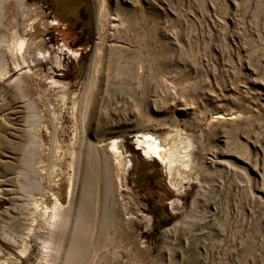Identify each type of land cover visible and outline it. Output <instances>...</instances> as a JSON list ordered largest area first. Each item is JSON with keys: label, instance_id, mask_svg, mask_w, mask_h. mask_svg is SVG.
I'll return each instance as SVG.
<instances>
[{"label": "rangeland", "instance_id": "374dc122", "mask_svg": "<svg viewBox=\"0 0 264 264\" xmlns=\"http://www.w3.org/2000/svg\"><path fill=\"white\" fill-rule=\"evenodd\" d=\"M0 264H264V0H0Z\"/></svg>", "mask_w": 264, "mask_h": 264}, {"label": "bare ground", "instance_id": "6f19581e", "mask_svg": "<svg viewBox=\"0 0 264 264\" xmlns=\"http://www.w3.org/2000/svg\"><path fill=\"white\" fill-rule=\"evenodd\" d=\"M29 27H30V30H29ZM29 27L23 28V25H18V28L17 29L15 28L13 35H14V38H16L17 51L19 53H16V52L13 53L12 54L13 57H15L16 55H20V52L23 50V47L26 44L25 37L28 35V33H32L31 25H29ZM138 138H139L138 143L139 145L143 146V149L147 156H150L151 158H155L156 160L162 163H165L166 166L168 167H173L176 163L187 164L188 154L185 150H179V149H174V148L166 149L158 142V139L150 133L139 135ZM4 194L9 195V193L7 192H5ZM56 195H53V197L56 201H59ZM58 206L63 207L62 203L56 202L54 204V208H57ZM26 242H27V237H25L24 240L20 236H17L16 238L12 239V243L14 245L21 244V246L23 247L21 251L23 252H25V249L29 247L26 244Z\"/></svg>", "mask_w": 264, "mask_h": 264}]
</instances>
